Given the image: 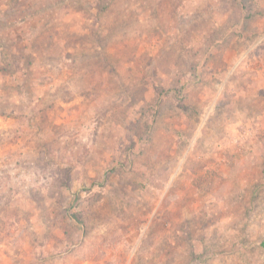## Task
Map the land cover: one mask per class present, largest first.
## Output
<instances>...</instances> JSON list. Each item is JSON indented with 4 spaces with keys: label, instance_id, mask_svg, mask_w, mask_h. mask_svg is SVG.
Here are the masks:
<instances>
[{
    "label": "rangeland",
    "instance_id": "obj_1",
    "mask_svg": "<svg viewBox=\"0 0 264 264\" xmlns=\"http://www.w3.org/2000/svg\"><path fill=\"white\" fill-rule=\"evenodd\" d=\"M106 1L0 0V264H264V0Z\"/></svg>",
    "mask_w": 264,
    "mask_h": 264
},
{
    "label": "trees",
    "instance_id": "obj_2",
    "mask_svg": "<svg viewBox=\"0 0 264 264\" xmlns=\"http://www.w3.org/2000/svg\"><path fill=\"white\" fill-rule=\"evenodd\" d=\"M111 2L112 0H107L103 5H101L100 6L101 10L99 11V13L107 11L112 4ZM71 216L75 218L76 220L80 221V217L78 216V214L73 213Z\"/></svg>",
    "mask_w": 264,
    "mask_h": 264
}]
</instances>
